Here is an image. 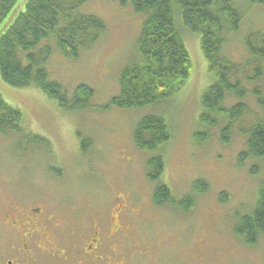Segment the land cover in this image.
Masks as SVG:
<instances>
[{
  "label": "rangeland",
  "instance_id": "374dc122",
  "mask_svg": "<svg viewBox=\"0 0 264 264\" xmlns=\"http://www.w3.org/2000/svg\"><path fill=\"white\" fill-rule=\"evenodd\" d=\"M27 1L16 2L0 24V35L24 12ZM232 1L242 20L236 32L225 35L221 54L239 63L246 58V37L264 32V7ZM78 12L100 18L104 34L76 60L64 58L52 44L44 69L68 97L79 85L92 89L86 110L63 111L39 89L12 88L0 77V96L21 112L22 130L46 139L52 148L51 155L41 148L17 153L16 137L0 135V261H19L21 232L9 227L10 215L41 207L48 215L44 234L55 245L71 240L81 248L88 235L98 231L97 253L105 259L98 264H264V237L247 247L232 234L236 216L251 212L264 182V158L248 159L239 167L245 138L233 131L230 143L222 145L218 129L199 123L202 94L216 82L207 71L199 36L182 29L176 18L191 63L178 94L139 110L106 109L119 93L121 71L138 60L136 44L145 15L119 0H88ZM250 105L257 110L253 102ZM146 115L163 118L171 133V140L151 154L137 150L132 141L135 124ZM195 133L208 138L196 143ZM154 155L164 162L158 182L173 198L192 194L195 181L207 183L208 192L196 195L191 212L152 204L153 185L145 178V162ZM254 166L259 173L250 175ZM222 193L227 194L226 204L219 202ZM117 208V231L109 232ZM63 247L69 252V245ZM43 257L36 262L47 264Z\"/></svg>",
  "mask_w": 264,
  "mask_h": 264
},
{
  "label": "trees",
  "instance_id": "16d2710c",
  "mask_svg": "<svg viewBox=\"0 0 264 264\" xmlns=\"http://www.w3.org/2000/svg\"><path fill=\"white\" fill-rule=\"evenodd\" d=\"M18 0H0V24L10 14ZM88 0H28L23 13L17 15L0 35V77L16 89L37 88L54 100L66 112L86 110L93 90L77 86L71 97L62 87L48 79L44 64L53 47L66 59L76 60L80 51L90 49L104 34L105 23L78 9ZM130 4L135 13L145 15L137 39L138 60L126 66L117 82L119 93L112 97L110 107L134 111L158 105L178 94L186 84L191 63L185 49L182 29L199 36L200 51L207 71L216 78L202 94L198 121L218 129L219 141L227 145L233 131L245 138L244 149L238 154V166L248 159L264 158V32L250 33L245 39L246 58L231 62L221 54L228 34L238 30L241 12L232 0H119ZM252 7H264V0H248ZM226 35V36H225ZM45 41V44L41 45ZM250 102L257 110H253ZM251 117L246 124L243 122ZM22 115L7 105L0 96V135L16 137L15 151L42 149L52 154L50 143L21 128ZM194 141L203 143L207 135L195 133ZM171 140L170 130L163 118L146 115L134 126L132 141L145 154L156 152ZM85 140L81 142L83 149ZM149 157V156H148ZM145 178L153 185L151 202L157 208H170L189 213L195 208L196 195L208 192L202 180L192 185V194L177 200L169 188L159 183L164 173L161 155L147 158ZM254 166L250 175H257ZM219 202H228L227 194ZM232 234L244 246L253 247L264 237V182L259 184L251 212L236 216Z\"/></svg>",
  "mask_w": 264,
  "mask_h": 264
},
{
  "label": "flooded vegetation",
  "instance_id": "af4514ba",
  "mask_svg": "<svg viewBox=\"0 0 264 264\" xmlns=\"http://www.w3.org/2000/svg\"><path fill=\"white\" fill-rule=\"evenodd\" d=\"M23 210L22 212L16 211L14 215H10L12 221L9 226L14 231L21 232L19 240L22 246L18 250L16 257L19 261H0V264H42L36 262L39 258L41 259V256H44L43 258L46 259L47 264H80L84 261L90 264H98L105 261L97 253L101 246L98 231H92L88 235L87 241L84 244L82 243L81 248L78 247L79 245L76 244V241L71 242L70 240L68 252L63 247L68 246L64 241L55 245L53 240L51 242L44 234V224L48 219V215L43 213V208L29 207ZM120 211L117 208L115 216L110 217L109 232L117 231V215ZM45 253L46 255H44Z\"/></svg>",
  "mask_w": 264,
  "mask_h": 264
}]
</instances>
